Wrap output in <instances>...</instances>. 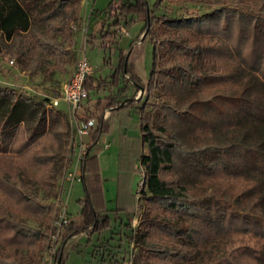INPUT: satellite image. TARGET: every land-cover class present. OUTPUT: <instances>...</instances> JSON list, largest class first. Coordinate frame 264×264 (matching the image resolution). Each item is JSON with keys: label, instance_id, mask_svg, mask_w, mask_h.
I'll list each match as a JSON object with an SVG mask.
<instances>
[{"label": "trees", "instance_id": "obj_1", "mask_svg": "<svg viewBox=\"0 0 264 264\" xmlns=\"http://www.w3.org/2000/svg\"><path fill=\"white\" fill-rule=\"evenodd\" d=\"M92 1L96 26L91 30L88 19L85 43L119 51L109 85L128 101L113 94L96 102L101 114L90 147L114 131L122 112H135L139 146L130 151L144 173L138 192L144 209L137 229L133 211L108 210L102 176L93 170L96 157L88 156L80 220L69 223L63 240L109 231L118 222L127 229L114 252L126 254L120 264L130 262L131 244L143 264H264V0H189L215 5L195 17L160 16L149 0H108L102 8ZM81 11V0H0V56L34 74L64 72ZM137 20L144 27L125 51L122 29ZM139 41L153 47L145 82L129 59ZM103 65H109L105 58ZM101 84L96 76L85 79L89 97ZM141 86L143 96H128ZM68 141L59 110L0 90V264H41L54 202L39 193L55 195ZM66 258L62 244L57 261Z\"/></svg>", "mask_w": 264, "mask_h": 264}, {"label": "rangeland", "instance_id": "obj_2", "mask_svg": "<svg viewBox=\"0 0 264 264\" xmlns=\"http://www.w3.org/2000/svg\"><path fill=\"white\" fill-rule=\"evenodd\" d=\"M83 8L81 15L77 23L73 25V43L69 48V55L67 57V66L64 72L58 70L43 68L37 73H32L30 70L20 69L14 62L9 58L0 56V90H9L15 92L17 95L24 96L31 99L33 102L41 103L45 102L48 107L51 101L61 96V92L65 84H67L73 78L75 71L77 70V64L82 56L88 58L89 62L97 69L96 77L102 81V88L100 91H91L89 102L84 103L80 107V115L74 116L71 109L65 102H61L58 109L65 120L69 124V141L65 146L63 153V159L60 163V169L56 176L55 181V195L53 194L50 198L44 197L42 192L39 193L41 199L48 200L49 202H54L52 205V214L50 215V225L47 231L46 239L44 241L43 247H41L40 253L45 256L46 248L48 244L49 235L52 232V224L54 219L58 216L59 212V201H60V185L66 169L70 168L71 157L69 156V142L71 137L76 131L81 119L85 117H94L95 119L101 114V109H96L95 104L99 99H103L108 96L116 94L119 100H124L122 104L126 103L127 100L122 96V94L116 89H111L109 85L110 76L113 72V67L118 65L119 61V51L110 50L104 51L98 46H92L85 43L88 36L87 25L88 19L91 24V30L95 29L96 20L90 19L91 10L94 6L92 0H81ZM157 0H149V4L154 8V12L160 16H178L183 15L187 17L201 16L206 13L211 12L215 5L211 2L192 4L189 0H165L161 7H154ZM108 0H97L96 7L102 8L107 6ZM144 27L143 20H137L128 28V32L124 34L120 42V48L125 51L130 50V45L133 40L138 38L141 30ZM98 39V38H97ZM96 39V43H97ZM108 61V66L103 65V59ZM130 62L135 65L136 72L141 76L143 81L147 80L150 68L153 63V47L146 41L143 43L139 41L135 44L132 51ZM106 82V83H105ZM145 93V91H144ZM141 91L137 92L134 88H131L128 96L132 97L137 95L136 99L143 96ZM109 110H104V118L108 117ZM111 112V109H110ZM122 123L126 125H134L138 122V117L135 112H122L121 117ZM119 119V118H118ZM97 122V119H96ZM117 125V123H116ZM126 135L127 137L133 138L132 140H139L140 132L136 130V127L127 126ZM134 132L137 135H134ZM138 137V138H137ZM91 138V136H90ZM120 135L118 139H121ZM88 141V140H87ZM89 147L92 140L88 141ZM111 152H114L111 151ZM134 151H130L125 157L128 161L127 164L120 163V150L118 152L111 153L114 161L110 162V168L103 166L105 172V179H109L105 182L104 199L108 201L113 199V195L116 199L115 205L127 209L130 212H134L136 217L133 221L132 227L137 229L138 223L140 222L141 215L144 209V201L139 197V189L143 186L144 173L143 170L136 166L135 159L137 154ZM123 155V154H122ZM105 164V163H104ZM122 168V169H121ZM110 178L112 180H110ZM121 181V183H120ZM120 183V184H119ZM86 195V190L83 183L76 182L73 186L70 197L68 198V214L70 222L79 223L80 207L77 204L78 198H83ZM105 199V202H106ZM122 201V202H121ZM109 203V202H108ZM121 203V204H120ZM59 204V205H58ZM111 205V202H110ZM114 205V206H115ZM115 206V207H116ZM114 207V208H115ZM110 212L108 215L110 216ZM112 218L115 214H112ZM121 217L126 220V215L121 214ZM100 225L105 227L106 222L104 220L100 221ZM28 224L32 227H37L35 222L29 221ZM127 232L126 228H121L118 222L113 224L109 231H103L101 233L95 232L93 234H88L86 231H80L79 233H71L66 239L63 240V251L66 255V261L64 264H120V260L123 253V249H118L115 255L116 246L119 244L120 234H125ZM65 233V232H64ZM123 236V235H122ZM123 238V237H122ZM126 246L127 241L123 239L121 246ZM129 257L130 262L128 264H143L141 254L139 249L131 244L129 246ZM126 256V254H125ZM43 261V259H42ZM118 261V262H117ZM42 264V262H41ZM183 264V263H180Z\"/></svg>", "mask_w": 264, "mask_h": 264}, {"label": "built area", "instance_id": "obj_3", "mask_svg": "<svg viewBox=\"0 0 264 264\" xmlns=\"http://www.w3.org/2000/svg\"><path fill=\"white\" fill-rule=\"evenodd\" d=\"M126 34L127 32L122 29ZM13 63V61L11 62ZM97 75V69L89 62L88 58L82 56L77 64V70L71 81L64 85L61 96L54 98L48 109H58L61 102H65L74 116L80 113V107L88 100L89 92L85 88V79ZM80 115V114H79ZM97 125L94 117L81 119L69 144V156L71 157L70 168L64 170V178L60 185V205L58 216L52 224V232L49 235L48 244L42 264H60L57 261L59 247L63 244V234L69 226L70 218L68 212V201L73 186L76 182L82 181V163L89 156L88 138ZM109 147V144L106 145ZM74 151V152H72Z\"/></svg>", "mask_w": 264, "mask_h": 264}, {"label": "crops", "instance_id": "obj_4", "mask_svg": "<svg viewBox=\"0 0 264 264\" xmlns=\"http://www.w3.org/2000/svg\"><path fill=\"white\" fill-rule=\"evenodd\" d=\"M82 8H83V4H82ZM132 51L129 53V59L131 57ZM134 70H135V65H134ZM135 72H136V70H135ZM136 74L140 77V79H142L141 76L137 72H136ZM108 110H109L108 114H110V109H108ZM138 124L139 123L137 122L136 126H134V125H126V124L122 123V119H121L120 123L117 122V125H115L114 131L112 133H109L108 135L103 136L99 140L98 143L93 144L91 147H89V157H96V160L93 162V167H94L93 170L94 169H98L99 170V172H100V174L102 176V180H103V188H105V182L107 180H109V179H105L106 178L105 172H104V169H102V168H103V166H106L107 168H110V162L114 161V158L111 155V153H114V152L116 153V152H118V150H120V153H121V155H120V163L122 164V167H123L124 164L128 163V161H127V159L125 157L127 155L126 152L127 151L130 152V150L134 146H135V149L138 148V146H139L138 142L135 141V140H132L133 138H131V137H127L126 131H125L127 129V126L136 127V130L138 131L139 130L138 129V126H139ZM120 135L122 136V138L118 139ZM134 135H137V133L134 132ZM90 140H91V138L89 137L88 141H90ZM107 144H109V147H106ZM113 150H114V152H111ZM137 158L135 159L136 166L134 167V169H138L136 167L139 166V162H138ZM110 180H112V179L110 178ZM120 183H121V181H120ZM112 198L113 199H111L109 201L105 198L106 199V202H105L106 203V208L108 210H112L116 206L115 203H117V202H116V199H115L114 195H113ZM78 199H80V198H78ZM110 202H111V205H110ZM120 206H122V205H120ZM112 214L113 213L110 214V217L112 216Z\"/></svg>", "mask_w": 264, "mask_h": 264}, {"label": "water", "instance_id": "obj_5", "mask_svg": "<svg viewBox=\"0 0 264 264\" xmlns=\"http://www.w3.org/2000/svg\"><path fill=\"white\" fill-rule=\"evenodd\" d=\"M144 87L143 86H141V95L144 93ZM128 101V100H127Z\"/></svg>", "mask_w": 264, "mask_h": 264}]
</instances>
